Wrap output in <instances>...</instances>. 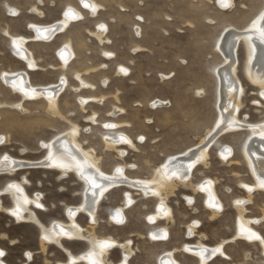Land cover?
I'll return each instance as SVG.
<instances>
[{
	"label": "rangeland",
	"instance_id": "obj_1",
	"mask_svg": "<svg viewBox=\"0 0 264 264\" xmlns=\"http://www.w3.org/2000/svg\"><path fill=\"white\" fill-rule=\"evenodd\" d=\"M93 1L101 6L94 17L81 7L80 0H42L41 5L37 0H0V73L25 71L28 81L35 86L55 84L62 75L67 81L57 100L61 113L58 119L49 115L43 98L22 100L0 80V137H4L0 155L36 162L47 155L40 144L69 131L73 124L78 128V142L101 159L105 174H113L121 167L126 179L144 181L140 192L125 187L108 192L98 205L97 222L92 230L100 238L111 237L121 244L129 241L133 254L128 264H158V259L168 252L173 253L178 264H198V259L183 250V246L203 244L213 248L221 242L227 258L215 256L207 264H264L261 246L239 236L236 212L240 206L243 222L251 223L249 227L264 240V191L254 187L258 185L257 177L251 167L248 169L249 163L243 156L247 130L239 129L215 138L218 116L213 75L214 68L224 62L215 48L219 34L228 27L245 30L264 8V0H232L230 9L224 8L225 0ZM4 4L17 10L18 15L10 16ZM33 7L42 16L35 15ZM66 8L81 12V20L71 23L49 43H27L38 65L37 69L28 70L10 49L4 31L31 40L29 24H53L60 20ZM101 25L107 27L102 43L94 35ZM67 42L72 45L74 56L65 71H61L57 50ZM236 52L237 76L243 87L238 121L260 125L264 123V100L258 87L245 75L246 51L242 42ZM80 80L92 88L81 87ZM114 110L117 114H113ZM108 123L117 126L112 129L106 126ZM117 133L130 138L136 147L132 149L127 144L119 147L125 151L122 160L104 148L103 135ZM209 136L204 145L205 162L196 164L185 182L174 176L170 180L172 186L167 185L170 194L164 197L171 209V219L149 223L159 201L155 197L144 198L143 192L148 182L154 180L156 169ZM59 175L57 171L40 167L16 170L11 176L0 175V190L8 181L25 182L27 195L39 196L45 207L42 211L35 210L43 225L51 221L68 223L64 207L79 205L84 185L75 175L61 179ZM209 181H213L215 197L224 206L216 216L197 188ZM126 192L133 194L134 201L124 211V224L116 225L108 218L122 206ZM0 200L3 207L0 249L5 252L2 258L5 264H24L28 253L32 256L27 264L66 261V255L53 245L43 253L38 228L32 223L16 224L5 213L12 205L9 196L3 194ZM75 222L86 232L90 231L89 219L81 211L75 215ZM160 229H167L166 238L149 239L151 231ZM63 244L73 254L87 249V244L81 242ZM108 258L118 264L120 250L113 249Z\"/></svg>",
	"mask_w": 264,
	"mask_h": 264
},
{
	"label": "bare ground",
	"instance_id": "obj_2",
	"mask_svg": "<svg viewBox=\"0 0 264 264\" xmlns=\"http://www.w3.org/2000/svg\"><path fill=\"white\" fill-rule=\"evenodd\" d=\"M37 2L39 5H41L42 0H37ZM79 3H81V7L84 10L88 11V13L92 17H94L101 9V6L93 0H80ZM4 6L10 16H12L11 14L14 15L13 17L18 15L17 10L11 9L7 4H4ZM224 6V8L230 9V7H232V0H225ZM33 12L39 17L42 16V12H40L36 7H33ZM81 18V12L73 8H66V10L63 11L60 20L53 24L41 26L29 24L27 28L33 34V38H31V40H29L30 38L21 36H12L7 30H5L4 33L9 39L10 49L14 51L18 60L23 62L28 70H34L38 68V65L33 54L26 47L27 43H29L30 41L38 43H49L56 36L63 34L69 28L71 23L79 19L81 20ZM106 30L107 27L105 25H101L99 26L97 33L94 34L101 43L103 42V36ZM240 42L244 44L246 51L245 75L248 80H250V83L252 85L258 87L260 91L259 96L264 100V8L250 20L249 26L245 30L228 27L224 29L221 34H219L215 43V48L216 52L221 55L224 62L223 64L221 63L217 65L213 71V75L216 80L215 107L218 116L215 125V130H217L215 132V138L225 133L235 132L239 129L247 130V138L245 137V144L242 145L243 156L249 163L248 169H250L251 167V171L253 172L255 177H257L258 181L256 182H258V185L255 183L257 186L254 185V187L264 191V123H259L260 125L256 124L254 126L244 121H238L237 117L238 111L240 107H242L240 104V99L243 94V87L241 86L240 80L237 76L238 59L236 51ZM57 55H59L61 60L60 69L61 71H65L67 64L72 60L74 56V52L70 42L64 43V45L60 46V48L57 50ZM122 70L126 72L125 69ZM0 80L6 88L10 89L11 92L18 94L22 100L25 98H43L45 100L47 112L49 113V115L53 118H61V113L59 112L57 107V100L59 93L63 91L67 82L65 80V75H62L57 83L45 86L32 85L28 81L27 73L25 71L1 72ZM80 84L81 87L85 86L92 88L91 85L84 84L82 80H80ZM115 113L116 111L114 110L113 114ZM90 120L94 122L92 118H90ZM106 126L114 129L116 128L117 124L108 123ZM77 134L78 128L71 124L69 131L58 134L48 142L41 143L40 149L47 150V155L36 162H29L27 160H15L7 154L0 155V175L6 173L11 176L16 170L19 171L21 169L30 167H40L44 170L57 171L58 173H60V179L67 175H75L79 182L84 185V188L81 192V202L79 203V205H67L64 207V213L68 218V223H64L61 221H51L48 223V225H43L36 217L35 210L42 211L45 207L41 203L39 196H32L31 198L27 195L24 185L25 182L8 181L0 190V197L3 194L8 195L12 203L10 208L5 209V213L13 218L16 224L32 223L35 227L38 228V230L40 231L38 236L39 246L43 253L50 245H53L59 251H62L66 255L67 259L64 263L58 264H115L113 262H110L108 258L109 253L113 249L120 250L121 260L118 264H128V260L133 254V250L130 248L129 241L121 244L111 237L100 238L97 237L92 232V230L94 229V226L97 222L96 215L98 205L108 192H111L112 189L121 187H125L133 191L139 190L140 192L144 181H139L137 179H126L123 175V169L121 167L120 169L118 168V170H114L115 172L113 174H105L101 167V159L96 157L93 150L83 149L81 143H79L77 140ZM3 138L0 137V146L4 145ZM210 138L211 136L201 140V142L197 144L195 148H192L190 151L183 155L182 153L181 155L179 153V156L173 157L167 162V164L161 167L159 165V168L158 170L156 169V172L154 170V180L148 182V187L146 188L145 192H143L144 198L155 197L159 201L157 203V209L155 210L156 213L154 215H150L148 219L149 223L153 224L157 222L158 219H171V209L168 208L165 204V197L170 194V188H167V185L171 183L170 180H172L171 178H174V176L175 178L179 177L180 182L181 180L185 182L186 180H188L190 171L193 169V167L198 163L205 162L206 150L204 145L210 140ZM129 139L130 138L119 133L105 136L103 135L104 148L108 152H114L117 159L122 160L125 155V151H123V149L119 150V147H121L123 144H127V147L136 149V147L132 145V141ZM223 157L225 158L226 156L224 155ZM248 163L246 164L248 165ZM252 172L250 173L252 174ZM254 178L253 180H255ZM214 180L216 181V179ZM193 185L191 184L192 188ZM213 187V181H209L206 185L197 188L201 189L204 196L206 197V201L209 202L208 204L210 206V209L212 210L213 216H216L224 206L218 199H216V193H214L216 189L213 190ZM173 188L175 187L173 186ZM190 197L192 198V196ZM248 198L246 199L250 201V199ZM133 201V194L129 192L124 193V198L122 201L123 203H121L122 206L115 210L112 209L113 211L111 212L110 218L108 219H110L111 222L116 223V225H120V223L124 224V221L126 219L124 211L127 210V207L130 206ZM241 207H243V205ZM238 208H240V206H238ZM238 208L236 209V212L238 210L237 214L239 216L238 220L240 223L239 236L245 239V241L247 242L256 244L258 243L261 246V251L264 255V240L261 238L262 236H259V234L256 233L257 231L255 232L252 230V228L249 227V224L251 223L243 222L245 218L241 216V214H243L241 213L242 209ZM2 209L3 207L0 200V210ZM80 211L88 217L90 231L86 232L85 228L83 229L75 222V215ZM257 220L259 222V218ZM164 222L166 223V221ZM149 234V239H154L155 236V238H166L167 229L151 231ZM64 242L85 243L87 244V249L78 254H73L71 251L64 247ZM223 244L224 242H221L220 245L216 247L213 246V248L206 247L203 244H194L195 246H183V250L189 251L191 254H193L198 259V264H207L209 260H211L215 256L227 258L222 250ZM175 250H173V252H175ZM168 253L169 254H165L158 259V264H178L173 258V253ZM4 256L5 252L0 249V264H5L2 261V258ZM31 256V253L26 254V262L24 264H27L30 261Z\"/></svg>",
	"mask_w": 264,
	"mask_h": 264
}]
</instances>
